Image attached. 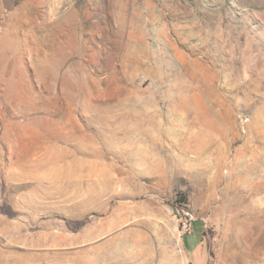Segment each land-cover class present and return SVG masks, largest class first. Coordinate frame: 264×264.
I'll return each instance as SVG.
<instances>
[{
  "label": "rangeland",
  "instance_id": "rangeland-1",
  "mask_svg": "<svg viewBox=\"0 0 264 264\" xmlns=\"http://www.w3.org/2000/svg\"><path fill=\"white\" fill-rule=\"evenodd\" d=\"M0 206V264H264V0H0Z\"/></svg>",
  "mask_w": 264,
  "mask_h": 264
},
{
  "label": "built area",
  "instance_id": "built-area-1",
  "mask_svg": "<svg viewBox=\"0 0 264 264\" xmlns=\"http://www.w3.org/2000/svg\"><path fill=\"white\" fill-rule=\"evenodd\" d=\"M194 215L189 209H182V226L186 230H190Z\"/></svg>",
  "mask_w": 264,
  "mask_h": 264
},
{
  "label": "trees",
  "instance_id": "trees-1",
  "mask_svg": "<svg viewBox=\"0 0 264 264\" xmlns=\"http://www.w3.org/2000/svg\"><path fill=\"white\" fill-rule=\"evenodd\" d=\"M0 210L7 213V214H12L13 211L10 207L8 206H0ZM69 226H71L72 228L78 229L81 226H84L87 223V219H83L80 221H76V222H72V221H67L66 222ZM204 234V233H203Z\"/></svg>",
  "mask_w": 264,
  "mask_h": 264
},
{
  "label": "crops",
  "instance_id": "crops-1",
  "mask_svg": "<svg viewBox=\"0 0 264 264\" xmlns=\"http://www.w3.org/2000/svg\"><path fill=\"white\" fill-rule=\"evenodd\" d=\"M201 232H202V230H201ZM203 232H202V234H201V237L200 236H198L197 237V240H195V243L193 244V247H194V249L195 250H197V249H200V247L202 246V245H204L203 244ZM191 242H192V239H191ZM205 257V256H204Z\"/></svg>",
  "mask_w": 264,
  "mask_h": 264
},
{
  "label": "bare ground",
  "instance_id": "bare-ground-1",
  "mask_svg": "<svg viewBox=\"0 0 264 264\" xmlns=\"http://www.w3.org/2000/svg\"><path fill=\"white\" fill-rule=\"evenodd\" d=\"M245 173H248V171L243 172L244 177H245Z\"/></svg>",
  "mask_w": 264,
  "mask_h": 264
}]
</instances>
